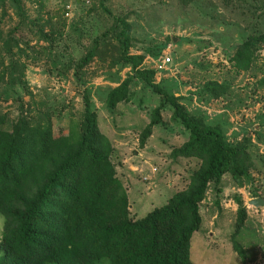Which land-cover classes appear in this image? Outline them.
I'll return each mask as SVG.
<instances>
[{
    "label": "rangeland",
    "instance_id": "obj_1",
    "mask_svg": "<svg viewBox=\"0 0 264 264\" xmlns=\"http://www.w3.org/2000/svg\"><path fill=\"white\" fill-rule=\"evenodd\" d=\"M117 18L130 25L129 53L144 56L141 68L154 71L153 82L248 155V178L224 175L219 195L210 183L200 203L201 226L190 241L192 264H264V205L250 204L264 200V49L255 52L248 71L229 61L239 42L264 31V0L228 6L223 0L188 6L177 0H0V115L12 121L48 111L57 133L71 119L81 120L85 89L98 128L112 142L131 216L142 218L184 190L200 162L172 155L188 131L173 119L171 106H164L162 122L140 147L160 96L136 79L131 101L106 105L108 92L133 74L120 62ZM97 39L98 54L76 72ZM165 58L170 61L163 65ZM237 199L247 219L234 235ZM1 228L0 219V237Z\"/></svg>",
    "mask_w": 264,
    "mask_h": 264
},
{
    "label": "trees",
    "instance_id": "obj_2",
    "mask_svg": "<svg viewBox=\"0 0 264 264\" xmlns=\"http://www.w3.org/2000/svg\"><path fill=\"white\" fill-rule=\"evenodd\" d=\"M177 1L188 6L195 0ZM230 2L223 0L227 6ZM116 21L120 62L133 74L108 92L107 107L131 101V83L145 81L160 102L141 132L140 147L169 105L173 119L188 131L187 141L172 155L195 158L200 165L184 190L144 217L133 218L127 189L112 160V142L98 128L85 89L81 120L71 119L57 133L48 111L20 114L12 121L0 115V264H192L190 241L201 226L200 203L210 183L219 195L224 175L249 177L245 148L230 145L220 127L188 113L178 97L154 83V71L141 68L144 56L129 53L130 25L124 18ZM99 41L76 72L98 54ZM259 48L264 49V31L239 42L229 61L237 70L248 71ZM236 203L234 235L247 219L246 208L239 199ZM234 248L244 260L241 247L234 243Z\"/></svg>",
    "mask_w": 264,
    "mask_h": 264
},
{
    "label": "water",
    "instance_id": "obj_3",
    "mask_svg": "<svg viewBox=\"0 0 264 264\" xmlns=\"http://www.w3.org/2000/svg\"><path fill=\"white\" fill-rule=\"evenodd\" d=\"M250 204L258 207V206H263L264 205V200L262 198H257V199H253L250 201Z\"/></svg>",
    "mask_w": 264,
    "mask_h": 264
},
{
    "label": "built area",
    "instance_id": "obj_4",
    "mask_svg": "<svg viewBox=\"0 0 264 264\" xmlns=\"http://www.w3.org/2000/svg\"><path fill=\"white\" fill-rule=\"evenodd\" d=\"M169 61H170L169 58H165L163 61L161 60L160 62H161V64L165 65L166 62H169ZM161 67H162V66H161Z\"/></svg>",
    "mask_w": 264,
    "mask_h": 264
}]
</instances>
